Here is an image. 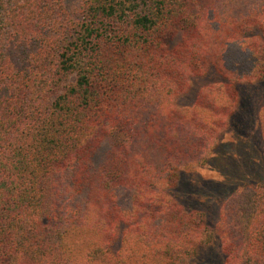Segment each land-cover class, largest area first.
<instances>
[{"label": "trees", "instance_id": "16d2710c", "mask_svg": "<svg viewBox=\"0 0 264 264\" xmlns=\"http://www.w3.org/2000/svg\"><path fill=\"white\" fill-rule=\"evenodd\" d=\"M0 11V264H190L217 239L225 264H264V176L232 191L216 230L173 194L229 129L233 84L264 80V0ZM210 70L230 83L178 106ZM260 123L264 137V108Z\"/></svg>", "mask_w": 264, "mask_h": 264}, {"label": "rangeland", "instance_id": "374dc122", "mask_svg": "<svg viewBox=\"0 0 264 264\" xmlns=\"http://www.w3.org/2000/svg\"><path fill=\"white\" fill-rule=\"evenodd\" d=\"M73 1V0H69ZM0 11V21H2ZM230 82L215 70L194 78L190 91L177 100L182 108L192 107L201 91L214 84ZM240 105L229 129L222 135L220 145L209 162L192 173L180 176L173 194L188 211H200L206 224L216 230L221 221V210L226 199L239 185L263 182L261 154L264 137L260 113L264 108V80L256 84L234 83ZM249 177L248 179H246ZM124 227H121L120 233ZM121 246V239L116 248ZM226 256L217 239L199 249L190 264H225Z\"/></svg>", "mask_w": 264, "mask_h": 264}]
</instances>
